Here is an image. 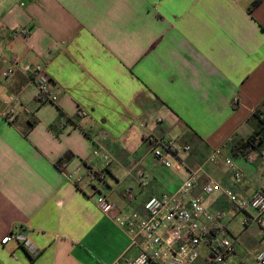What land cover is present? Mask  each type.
<instances>
[{
    "label": "crops",
    "instance_id": "crops-1",
    "mask_svg": "<svg viewBox=\"0 0 264 264\" xmlns=\"http://www.w3.org/2000/svg\"><path fill=\"white\" fill-rule=\"evenodd\" d=\"M254 1L0 0V264L134 259L140 243L97 197L123 215H144L150 197L176 193L192 172L185 198H200L238 237L234 264H253L258 226L237 236L229 224L238 211L202 187L213 180L241 199L264 189V142L246 156L235 149L260 130L252 116L264 104V1ZM13 58L21 66L3 77ZM28 64L44 65L57 102L39 96ZM11 96L20 106L8 122ZM159 137L176 146L170 168L154 157ZM66 154L71 160L58 167ZM17 233L36 257L16 241L2 244ZM199 253L194 264H206L208 250Z\"/></svg>",
    "mask_w": 264,
    "mask_h": 264
},
{
    "label": "built area",
    "instance_id": "built-area-1",
    "mask_svg": "<svg viewBox=\"0 0 264 264\" xmlns=\"http://www.w3.org/2000/svg\"><path fill=\"white\" fill-rule=\"evenodd\" d=\"M21 66L18 58H13L12 66L3 70V77L12 76ZM23 70L32 75V81L38 88L39 96L51 103L58 100L54 88L49 79L45 77L44 65H25ZM238 104L237 98L233 100ZM7 109L4 116L8 122H13L17 115V107L20 100L11 96L6 102ZM161 123V120H158ZM70 125L69 121L60 123V129L64 130ZM264 141V135H263ZM176 146L173 141H165L163 137L156 139L154 157L157 163L171 167L167 160L168 154L174 152ZM221 153L218 149L210 158L213 162ZM105 161L110 158L103 156ZM254 156H249V161H254ZM226 165L234 168L231 159H226ZM89 175L93 177L103 176V172L96 173L88 169ZM197 172H192L188 180L174 194H163L150 197L144 204V212L123 215L118 206L109 201L105 196L97 197V206L105 215H113L117 225L124 230L131 239L133 246L140 243V253L134 259H121L117 264H194L199 256L201 246H204L208 253L205 258L206 264H234L237 258L238 237L232 236L225 225L214 216L203 204L200 198L192 197L186 199L196 182ZM236 182L242 181V174L235 170ZM203 194L209 196L221 192L228 204L232 205L238 212H245L242 220L245 229L250 225L259 228L260 250L255 254L253 264H264V189L258 190L250 199H241L233 191L222 189L215 181L210 180L202 187ZM141 240V242H139ZM16 241L36 257L39 251L21 233L12 234L2 240L5 245Z\"/></svg>",
    "mask_w": 264,
    "mask_h": 264
},
{
    "label": "trees",
    "instance_id": "trees-1",
    "mask_svg": "<svg viewBox=\"0 0 264 264\" xmlns=\"http://www.w3.org/2000/svg\"><path fill=\"white\" fill-rule=\"evenodd\" d=\"M264 0H255L252 4V7L258 6L260 3H262ZM252 119H259L260 120V130L254 135L253 138H250L247 141H243L235 146L236 151L240 152V155L246 156L249 153V150L254 148L257 144H263V135H264V104L261 109L256 111L254 115L252 116ZM257 142V143H256ZM71 154H66L64 157H62L56 165L58 167H61L64 163H67L71 160Z\"/></svg>",
    "mask_w": 264,
    "mask_h": 264
},
{
    "label": "rangeland",
    "instance_id": "rangeland-1",
    "mask_svg": "<svg viewBox=\"0 0 264 264\" xmlns=\"http://www.w3.org/2000/svg\"><path fill=\"white\" fill-rule=\"evenodd\" d=\"M242 216H243V213L242 212H238L236 213V217L233 218L231 220V224H229V228L233 230L234 233H236V235L238 236V234L241 232H245L246 234V230H245V227L242 225ZM253 229L255 227H252ZM245 230V231H244ZM244 234V233H243ZM258 245V243H257ZM242 255H245L246 256V251L242 250L241 251Z\"/></svg>",
    "mask_w": 264,
    "mask_h": 264
}]
</instances>
